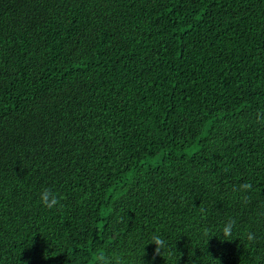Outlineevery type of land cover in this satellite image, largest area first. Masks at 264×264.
Here are the masks:
<instances>
[{"label": "trees", "instance_id": "16d2710c", "mask_svg": "<svg viewBox=\"0 0 264 264\" xmlns=\"http://www.w3.org/2000/svg\"><path fill=\"white\" fill-rule=\"evenodd\" d=\"M258 113L264 0H0V264H264Z\"/></svg>", "mask_w": 264, "mask_h": 264}, {"label": "clouds", "instance_id": "9594fccd", "mask_svg": "<svg viewBox=\"0 0 264 264\" xmlns=\"http://www.w3.org/2000/svg\"><path fill=\"white\" fill-rule=\"evenodd\" d=\"M258 120L264 121V116L258 113ZM252 186L251 184L244 183L241 185V188L243 190L250 189ZM40 203L43 207L51 210L53 208H56L58 206H61L60 198L58 194L53 192L51 188L45 187L41 190L40 193ZM235 221H229L225 224L223 228V235L224 237H231L232 235V228L234 226ZM248 240L253 241L254 235L252 233H249ZM152 244L156 245V253L160 254L161 249L165 247V240L160 237L159 235H153L152 236ZM94 264H110V259L108 256H106L103 253L98 254L96 257H94ZM115 264H122V259L119 256L115 257Z\"/></svg>", "mask_w": 264, "mask_h": 264}]
</instances>
